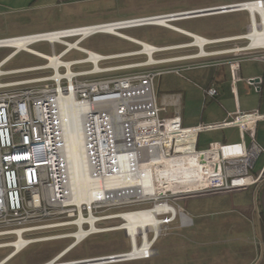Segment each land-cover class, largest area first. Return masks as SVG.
<instances>
[{
    "label": "built area",
    "instance_id": "built-area-1",
    "mask_svg": "<svg viewBox=\"0 0 264 264\" xmlns=\"http://www.w3.org/2000/svg\"><path fill=\"white\" fill-rule=\"evenodd\" d=\"M247 3H255L260 8H264V0H256L234 4L221 13L247 12L251 25V13L242 7ZM171 15L175 14L68 28L0 41L78 31L86 27H102L111 24H123L122 28L117 29L120 33L144 26L166 28L155 23L138 21ZM184 18L186 19L181 16L179 20L171 24L185 20ZM255 18L259 24L263 22L258 11L255 12ZM131 22L136 23L131 24ZM97 34L119 37L143 49V43L133 42L129 36L102 31L87 36L83 34L67 36L63 38L66 43L58 40L53 42L41 40L30 45V48L41 43L47 44L51 54L33 49L23 50L17 54L26 52L43 60L44 64L38 67L23 68L14 73L29 70L46 72L30 80L0 84V237L15 238L12 242L0 243V250L11 248V251L0 259V264H8L32 242H36L38 239H32L28 235L38 230L72 226L75 227L76 233L81 228L87 232H93L79 243H77V238H74L73 244L76 243V247L88 237L104 233L105 229L99 224L112 217L103 216L101 212L113 205L128 206L134 202L140 206L152 203L153 207L156 204H166L171 206L175 212L169 210L158 216L163 222L161 228L170 227V224L177 222L179 227L188 228L192 225V220L178 206L177 198L197 193L246 188L264 179V166L257 175L253 173L259 159L264 156V150L255 141L256 126L264 120L263 115L258 111L250 113L238 111L222 123L211 124L204 120L201 125L194 128H184L179 114L163 118L161 116L163 109L156 101L154 82L158 76L166 73L180 74L184 69H157L156 66L163 63L155 59V55L162 50L160 48L152 53L154 61H151L148 55L143 54L147 57L144 62L105 66L112 60L141 54L142 50L136 53L102 55L82 46L86 40ZM186 35L189 34L186 33ZM191 39L195 41L194 38ZM55 45L63 47L60 53L55 52ZM196 48L199 50L198 47ZM12 50L15 52L14 49ZM242 50L244 49L233 51L241 53ZM251 51L254 54L251 59L264 61V48H255ZM74 52L81 54L83 58L63 60ZM92 55L97 58L91 59ZM56 58L63 62L55 64L53 61ZM199 58H201L200 53L186 57L185 60ZM229 65L234 81H236L238 62H230ZM198 66L204 67L208 64L201 63ZM262 82V78L247 80V83L255 87L257 91H260ZM218 95V90L213 86L206 90V96L210 98L215 99ZM65 116L68 123H72L76 118L80 121L85 177L92 185L91 194H88L91 198L89 203L77 204L68 192L70 175L67 173L69 168L65 163L66 152L63 144ZM227 128H238L242 136L249 137L250 144L246 146L243 142L238 145L210 144L203 147L198 145L200 134ZM207 150L216 152L220 171L219 177L208 188L184 194L165 192L157 197L126 198L124 196L129 189L124 182L129 178L130 172L138 174L145 169L151 170L169 159L190 154L203 155ZM114 181L122 182L121 186L104 185L102 187L101 185V183L109 185L115 183ZM113 194L117 195L115 204ZM90 219L95 220L94 225L97 228L95 231L91 230ZM18 232L21 234L19 235ZM161 235L162 229L159 236ZM21 236L30 244L18 250L12 244ZM148 236L153 243L148 252L140 257L126 258L125 256L128 255L126 252L102 258H111V261L112 257L123 256L121 262L151 259L157 253L154 245L159 236L155 237V234L151 232ZM141 243L142 240L139 244ZM72 245L59 255L72 251L74 249L71 248ZM130 251H133L131 241ZM56 257L45 264L54 262ZM92 260L95 259L60 263L71 264Z\"/></svg>",
    "mask_w": 264,
    "mask_h": 264
},
{
    "label": "rangeland",
    "instance_id": "rangeland-1",
    "mask_svg": "<svg viewBox=\"0 0 264 264\" xmlns=\"http://www.w3.org/2000/svg\"><path fill=\"white\" fill-rule=\"evenodd\" d=\"M247 1L252 0H33V2L28 0L27 3L19 1L18 4H10L7 7L0 8V39L165 15L175 12L183 14L187 12L213 11L228 8L235 3ZM247 24H249L247 14L237 12L211 13L207 16L204 15L203 17L173 23L175 27L192 31L201 36L210 37H221L240 33L242 27ZM174 32L175 31L168 28L144 26L121 31V34L151 45L185 41H189L187 45L193 44L194 41L192 39L190 40L189 38L181 37ZM247 33L248 28L244 35ZM68 41L71 42L72 40ZM247 45V40L233 41L222 43L211 48L207 47L206 51L210 53L216 50L226 51L231 49H245ZM82 46L102 55L112 53H136L142 50L141 47L131 42L105 34L92 36L86 40ZM31 49L41 53L51 54V50L47 44H37L32 46ZM54 49L56 53H60L63 47L55 45ZM128 50L131 51L128 52ZM178 52L198 54L199 50L197 48H191ZM241 52V54H243L250 51L242 50ZM13 53L12 49H0V61H4ZM80 58H83V56L74 52L63 60L70 61ZM158 58L160 57L155 56V59L158 60ZM146 60L147 57L143 54H135L125 58L112 60L106 63L105 66L135 64ZM43 64V60L29 55L26 52H21L14 58L12 57L11 60L1 68L6 74L0 77V84H10L40 77L46 71L29 70L18 71L15 73L14 71L23 68L38 67ZM207 137L212 138L213 135L202 134L200 136L199 144L202 145L207 143ZM263 162L264 156L259 159L256 171L261 169ZM172 170L174 169L171 168L167 175L168 192L173 191L172 186L175 173ZM160 190L161 187H158L157 191L159 192ZM220 194L223 193L210 192L198 195L191 194L181 196L176 200L183 210L187 207V211L190 212L192 209L197 208L199 211L201 210L205 213L207 211L206 209H209L211 206L209 203L217 204L224 198V196H219ZM206 204H208L207 208ZM150 207H152V203H146L140 206L132 202L128 206L113 205L108 210L101 212L103 216L112 217L110 220L99 224L100 227L105 229V232L88 237L65 255L61 262L78 261L82 259H98L129 252L130 240L123 230H118V228L122 226L123 221L115 217L125 212ZM176 224L179 225L178 222ZM237 224L238 221L234 220H231L225 225L223 222L214 223L213 230L209 233L205 231L204 235L201 234L204 232V227H201L199 224L188 228L179 227V229H172L175 223L171 224L170 227L164 226L161 228L162 235L159 236L154 247V249L162 251L159 258H151L148 261H129L111 264H209L212 261H204V259H206L205 256H207L209 253L208 251L210 250L207 246L208 242L225 239L223 237L227 236H222L223 233L219 231L224 228L230 229V227L232 229V226H236ZM168 228L170 229L167 230ZM249 230L251 229L249 228ZM75 233L76 229L72 226L33 232L28 236L32 239L38 240L21 251L8 264H45L74 243V238L69 236ZM14 239L15 238H11L10 236L0 237V243L12 242ZM140 241L141 238H138V242ZM10 251L11 248L0 250V259Z\"/></svg>",
    "mask_w": 264,
    "mask_h": 264
},
{
    "label": "crops",
    "instance_id": "crops-1",
    "mask_svg": "<svg viewBox=\"0 0 264 264\" xmlns=\"http://www.w3.org/2000/svg\"><path fill=\"white\" fill-rule=\"evenodd\" d=\"M19 1L27 3L28 0H0V8L7 7L10 4H18ZM31 1L33 2V0ZM241 3L245 2L235 4ZM236 12L246 13L249 24L243 26L240 33L233 35L221 37L201 36L189 30L177 28L191 35H197L210 41L211 44L207 45L205 50L207 47L211 48L222 43L240 41L242 39H229L243 36L246 29L248 28L249 30L250 18L247 12ZM176 13L178 12L169 14ZM199 17L203 16L195 18ZM195 18L180 20L178 22ZM174 33L191 40V37L186 34ZM224 40L229 41L224 42ZM188 42L189 41L162 45L152 44V46L162 49L155 55L156 57H160L158 60L163 61L162 64L156 66L157 69H184L180 74L166 73L158 76L154 82L156 101L158 106L163 109L161 112L163 118H170L179 114L181 124L184 128H194L201 125L204 120L211 124L222 123L226 121L230 115H234L238 111L244 113L258 111L264 116V61L251 59L254 55L251 50H249L250 52L241 54L242 52H235L233 49L226 51L216 50L199 59L185 60L186 57L196 54L178 52L196 48L185 47ZM129 51L131 50H128V52ZM230 62H238L236 81H234L233 73L229 65ZM201 63L208 64V66H198V64ZM188 66H190V68H187ZM255 78H262L263 80L260 91H257L255 87L247 83L248 79ZM212 86L215 87L219 93L218 97L215 99L206 96V90ZM202 134H212L213 137H207V143L200 145L199 141ZM202 134H200L198 138V145L202 147L210 144L238 145L243 142L246 146L250 144L249 137L242 136L238 128H227ZM255 141L258 146L264 150V120L259 122L256 126ZM218 162L219 159L216 152L211 150L205 151L203 155L190 154L176 157L175 162L170 166L174 169L172 171L175 173L173 177V191L171 193H193L208 188L219 177L220 171ZM263 166L264 162L261 169L256 171L255 167L253 173L257 175L262 170ZM207 193L210 192H206V194ZM220 193L223 194L219 196H224V198L217 204L209 203L211 206L209 209H206L207 211L205 213L201 210L199 211L197 208L192 209L190 212L187 211V207L183 210L192 220L191 226L199 224L201 227H204V232L201 233L203 235L205 231L209 233L213 230L214 223L223 222L225 225L231 220L238 221V224L232 226V229L230 227V229L224 228L219 231L223 233L222 236H227L223 237L225 239L208 242L207 246L210 250L207 256H205L206 259H204V261H212L209 264H264V179L254 186ZM198 194L204 193H197V195ZM207 206L208 204H206V208ZM169 226H171V224ZM173 228L179 229L178 224L175 223L172 229ZM249 228L251 230H249ZM154 250L157 253L152 259L159 258L162 251ZM148 260H134L131 262Z\"/></svg>",
    "mask_w": 264,
    "mask_h": 264
},
{
    "label": "bare ground",
    "instance_id": "bare-ground-1",
    "mask_svg": "<svg viewBox=\"0 0 264 264\" xmlns=\"http://www.w3.org/2000/svg\"><path fill=\"white\" fill-rule=\"evenodd\" d=\"M243 8L247 9L251 13L252 18V24L249 26L248 33L241 36L236 37L234 39L229 40H247L248 45L244 50H253L255 48H264V8H260L258 4L255 3H247L242 6ZM258 11L262 16V23L259 24L256 21L255 18V12ZM204 15H208L209 11H203ZM229 12V11H228ZM219 13H221L219 11ZM195 13H188V14H175L171 16H164L159 17L155 19H149V20H143L138 22H147V23H155L160 26H164L166 28H169L173 31H178L180 33L186 34L183 30L175 27L173 24H171L174 21L179 20L178 18L181 16L186 17V19H189L193 16L197 15H190ZM202 15V16H204ZM198 17V16H197ZM185 19V18H184ZM136 22H131V24H134ZM123 27V24H111L108 26H102V27H86L85 29H81L78 31H67V32H59V33H52L48 35H39V36H31V37H24V38H17V39H8L0 41V48H8V49H14V53L12 55H9L4 61L0 63V77L5 75L6 73L3 72L1 69L8 61L11 60L12 57H14L18 52L23 50H31L32 44H34L37 41L41 40H48L50 42L53 41H61L62 43H66L64 41V37L72 36L76 34H93L97 31L107 32L110 34H117V35H123L121 34L117 29H120ZM189 34V33H187ZM191 35V34H189ZM188 35V36H189ZM192 38H194V42L191 45L185 46V47H198L200 56H207L208 52L205 50V47L209 44H211L210 41L204 39L203 37L197 36V35H191ZM132 38V37H129ZM133 39V42L137 41L138 43H143V49L141 54L148 55L150 57L151 61H154V58L152 57V53L156 51V49H159L155 46H152L150 44L144 43L140 40ZM229 40H224L229 41ZM213 44V43H212ZM72 46V45H71ZM184 47V46H183ZM182 48V47H179ZM171 49V48H167ZM97 58L95 55H92L91 59ZM114 59V58H113ZM53 62L55 64H60L61 60L55 59ZM12 73V72H11ZM67 117H64V124H63V137H64V147H65V163L68 165L69 171L67 172L70 178V185L68 187L69 195L72 196L74 201L77 204H80L82 202L89 203L91 201V198L88 194H91V183L89 180H86V168L83 164V158H82V149H81V141H80V121L76 118L72 123H68ZM176 157L169 159L159 166H155L151 170L145 169L144 171H140L138 174H132L129 173V178L126 179L124 183H126V187L129 189L125 192L124 196L126 198L130 197H144V196H161L165 192H168L167 189V175L170 166L175 162ZM66 173V174H67ZM85 178V180H84ZM88 179V178H87ZM84 180V182H83ZM109 184L108 183H101L102 187L105 186H121L122 182H116ZM161 187V190L158 192L157 188ZM103 189V188H102ZM171 193V192H170ZM113 203H116L117 195L113 194ZM173 211L175 210L166 204H156L153 207L145 208L141 210L136 211H130L125 212L120 215H118L115 218H119L123 221V224L118 230H123L126 233V236L130 239L131 244L133 245V251L128 252V255H126V258L135 259L137 257L142 256L145 252H148L149 247L152 245L153 241L149 239V233H154L155 237H158L161 231V224L163 223L158 216L165 214L167 211ZM90 224L92 226L91 230L95 231L97 228L94 225L95 220L90 219ZM93 232H87V230L81 228V230L78 233H75L69 237L77 238V243H79L83 238H86L88 235L92 234ZM20 235L21 232H18ZM138 238H141L142 243L139 244ZM34 243V242H32ZM28 241L24 239L22 236L19 238L18 241H15L12 246L17 247L18 250H20L22 247L29 245ZM76 243L71 246V248H75ZM70 250V249H69ZM68 251V250H67ZM67 253H63L61 255H58L54 262L50 264L59 263L61 264V259L66 255ZM123 256H117L112 257L113 260L110 261L111 258H101L97 260L92 261H85V262H78V263H71V264H111V263H119L121 262Z\"/></svg>",
    "mask_w": 264,
    "mask_h": 264
},
{
    "label": "water",
    "instance_id": "water-1",
    "mask_svg": "<svg viewBox=\"0 0 264 264\" xmlns=\"http://www.w3.org/2000/svg\"><path fill=\"white\" fill-rule=\"evenodd\" d=\"M226 10H228V8H224V9H217V10H213V11H209L208 13H219V11L221 12V11H226ZM188 13H195V14H190V15H197V16H202V15H204V12L203 11H200V12H187V13H185V14H188ZM95 260H97V259H95Z\"/></svg>",
    "mask_w": 264,
    "mask_h": 264
},
{
    "label": "trees",
    "instance_id": "trees-1",
    "mask_svg": "<svg viewBox=\"0 0 264 264\" xmlns=\"http://www.w3.org/2000/svg\"><path fill=\"white\" fill-rule=\"evenodd\" d=\"M112 54H114V53H112ZM112 54H106V55H112Z\"/></svg>",
    "mask_w": 264,
    "mask_h": 264
}]
</instances>
